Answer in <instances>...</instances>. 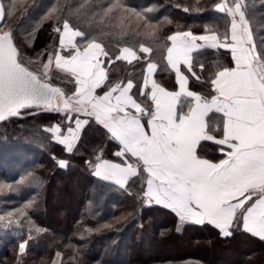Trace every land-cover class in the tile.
<instances>
[{"label":"snow or ice","instance_id":"1","mask_svg":"<svg viewBox=\"0 0 264 264\" xmlns=\"http://www.w3.org/2000/svg\"><path fill=\"white\" fill-rule=\"evenodd\" d=\"M58 4L59 0L44 19H60L64 7ZM96 6L95 0H81L75 11L84 10L101 23L105 18L113 19L120 12H127L142 19L145 28L155 27L147 17L151 8L137 11L123 0H113L106 7L101 4L98 12L94 10ZM15 7L16 0L8 10L0 3V21L13 17ZM72 7L69 5L70 11ZM215 10L223 14L228 23L223 32L206 28V34L202 35L177 31L166 37L170 43L163 45L164 70L174 72L178 90L169 91L159 84L153 78L159 65L148 60L139 89V95L146 98L143 105L131 94L135 85L130 79L126 84L117 82L103 95H98L97 89L108 79L103 66L105 59L109 66L116 61L131 65L142 59L138 52L150 57L153 47L144 43H140L138 49L125 45L119 47L113 60L96 37L89 38L85 31L64 19L62 28L53 29L59 34V50L50 53L47 61L39 63L38 67H30L36 61L24 56L13 28L0 25V122L19 116L23 109L63 113L70 122L65 131L61 124L41 130L50 133L66 152L73 153L89 124V119L80 116L94 118L121 146L115 156L135 158L134 162L113 163L97 155L95 176L126 190L133 178L146 173V191H143L146 202L171 209L182 224H209L222 237H229L233 225L242 221L245 232L264 240V35L256 28V10L247 0H222ZM130 16L121 17V24ZM259 23L264 27V17ZM21 35L28 42L32 33ZM117 35L133 38L144 35L154 44L158 41L155 31L129 33L125 28ZM77 38L86 41L82 48ZM221 48L231 52L235 66L216 67L210 79L214 94L209 99L190 90L185 70L196 81H201L194 70V54L202 49ZM199 67L204 70L202 63ZM54 79L74 83V92L67 94L53 83ZM213 112L221 114V118H210ZM145 116L149 117L150 131L141 122ZM216 132L220 133L219 138ZM208 141L224 146L220 151L225 158L218 163L198 155L201 143ZM58 163L62 169L68 167L67 161ZM2 187L11 186L0 185ZM27 207L30 205H25ZM17 213L27 216L24 209L10 211L0 215L2 226H20V220L14 218ZM33 230L44 231L29 227L28 239L18 245L19 255L26 252ZM56 255L59 257L60 253Z\"/></svg>","mask_w":264,"mask_h":264},{"label":"trees","instance_id":"2","mask_svg":"<svg viewBox=\"0 0 264 264\" xmlns=\"http://www.w3.org/2000/svg\"><path fill=\"white\" fill-rule=\"evenodd\" d=\"M2 2L8 10L14 0ZM80 2L59 0L57 6H63L64 11L56 20L44 17L57 0H16L14 16L5 17L2 26L13 28L16 43L24 56L36 61L30 67H38L39 63L47 61L50 53L59 50V34L53 29L62 28L64 19L85 31L89 38L96 37L113 60L119 47L125 45H134L138 49L139 44L144 43L153 47L150 57L138 52L142 59L131 65L116 61L109 66L105 59L103 66L108 79L97 90L101 93L117 82L130 79L135 83L133 94L143 104L146 98L139 95V89L149 59L159 65L155 73L157 82L170 89L177 88L174 72L164 70L166 53L163 45L170 43L166 41L168 35L177 31L205 34L206 28L223 32L228 27L223 14L215 10L222 0H123L137 11L151 8L147 17L154 28H145L142 19L127 12H120L113 19L105 18L101 23L84 10L76 13ZM95 2L94 10L98 12L101 4L106 7L113 0ZM247 2L254 6L257 17L254 23L259 34L264 35V27L259 23L264 17V0ZM69 5L73 6L71 11ZM129 16L122 25L121 17ZM125 28L129 33L155 31L157 44L144 35L135 38L117 35ZM28 32L32 36L25 42L21 34ZM77 41L81 48L86 43L80 38ZM63 54L67 55V52ZM194 57V70L201 76V81H196L185 70L189 88L210 99L214 94L210 79L214 77L216 67L234 66L231 52L223 48L202 49ZM201 63L203 71L199 67ZM53 83L69 95L75 90L74 83L67 79H54ZM148 104L150 106V101ZM209 117L219 120L221 115L212 113ZM55 124H61L62 131L66 130L68 121L64 114L39 108L23 109L19 116L0 122V185L11 186L0 188V215L16 209L27 212V216L15 215L20 226L3 227L4 222H0V264L264 263V240L245 232L242 221L233 225L231 236L222 237L212 225L182 224L171 209L148 204L143 196L146 173L133 178L126 190L95 176L94 166L99 162L97 155L113 161L121 159L114 155L120 145L94 118L89 119L73 153L66 152L62 145L54 142L50 133L41 130ZM215 134L220 136L219 132ZM220 148L213 142H202L198 155L217 162L224 157ZM60 160L67 161L68 167L60 168ZM25 205L30 207L25 208ZM31 226L44 231L31 232L33 239L21 256L18 245L28 239Z\"/></svg>","mask_w":264,"mask_h":264},{"label":"crops","instance_id":"3","mask_svg":"<svg viewBox=\"0 0 264 264\" xmlns=\"http://www.w3.org/2000/svg\"><path fill=\"white\" fill-rule=\"evenodd\" d=\"M206 34V33H205ZM196 35V34H195ZM199 35H202V34H199ZM78 39V38H77ZM63 54V53H62ZM64 55V54H63ZM235 66V65H234ZM234 66H232V67H234ZM186 74V73H185ZM187 75V74H186ZM153 78L155 79V73H154V75H153ZM156 80V79H155ZM157 81V80H156ZM133 83H134V81H132ZM127 82H125V83H123V84H126ZM159 83V82H158ZM160 84V83H159ZM134 85H135V83H134ZM163 86V85H162ZM163 87H165V86H163ZM166 89H168L169 91H176V90H178V85H177V88L176 89H170V88H167V87H165ZM98 90V89H97ZM108 90V89H107ZM107 90H105V91H107ZM191 90V89H190ZM105 91H103V92H101V93H98V91H97V94L98 95H103V93L105 92ZM131 94L133 95V97L135 98V99H137L136 97H135V95L133 94V89H132V92H131ZM137 101L138 102H140L138 99H137ZM140 103H142V102H140ZM142 105H143V103H142ZM130 111H133L134 112V110H132V109H130ZM214 113V112H213ZM210 114H212V113H210ZM210 114H209V116H210ZM217 114H219V113H217ZM148 119H149V117H147V116H145V117H143L142 118V123L145 125V127H146V129L147 130H149L150 131V129H148V127H147V121H148ZM110 135V134H109ZM218 138H219V136H217ZM121 147V146H120ZM221 147H224V146H221ZM132 158V157H131ZM202 158H205V157H202ZM225 158V156L223 157V158H221V159H224ZM133 159H135V158H133ZM206 159H208V158H206ZM108 160V159H107ZM210 160V159H209ZM109 161H111V162H113V163H122V162H124V161H122V162H119V161H113V160H109ZM127 162H132V161H128V160H126ZM210 161H212V160H210ZM212 162H215V161H212ZM219 161H217V162H215V163H218ZM99 178H101V177H99ZM103 179V178H102ZM110 182H112V181H110ZM114 183V182H113ZM151 204H155L154 202L153 203H151Z\"/></svg>","mask_w":264,"mask_h":264},{"label":"rangeland","instance_id":"4","mask_svg":"<svg viewBox=\"0 0 264 264\" xmlns=\"http://www.w3.org/2000/svg\"><path fill=\"white\" fill-rule=\"evenodd\" d=\"M77 42H78V41H77ZM77 44H78V43H77ZM126 82H127V81H126ZM124 83H125V82H124ZM219 115H221V114H219ZM80 118H81V119H86V118H87V119H90V118H88V117H84V116H80ZM68 123H70V122L68 121ZM71 123H72V121H71ZM72 125H73V127L75 126V125H74V120H73ZM117 151H118V150H117ZM120 159H121V160H120L119 162L126 161V160L134 162V160H135V159L131 158L129 155H126L125 157H120ZM223 250H225L224 252L227 251L226 249H223ZM235 254H238V253H235ZM235 254H234V255H235ZM226 257L229 258L230 256L227 255ZM260 264H264V263H260Z\"/></svg>","mask_w":264,"mask_h":264},{"label":"water","instance_id":"5","mask_svg":"<svg viewBox=\"0 0 264 264\" xmlns=\"http://www.w3.org/2000/svg\"><path fill=\"white\" fill-rule=\"evenodd\" d=\"M0 3H2V4H3L2 0H0ZM3 22H4V20H3V21H0V25H2V24H3Z\"/></svg>","mask_w":264,"mask_h":264}]
</instances>
